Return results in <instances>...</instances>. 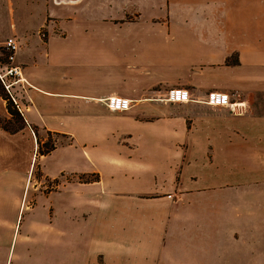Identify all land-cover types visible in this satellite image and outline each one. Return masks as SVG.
Instances as JSON below:
<instances>
[{"label":"rangeland","instance_id":"obj_1","mask_svg":"<svg viewBox=\"0 0 264 264\" xmlns=\"http://www.w3.org/2000/svg\"><path fill=\"white\" fill-rule=\"evenodd\" d=\"M54 1L0 0V74L13 66L22 73L24 65L20 60L37 57V62L30 66L55 83L62 79L65 91L86 94L91 85L100 87L108 96L128 97V107L111 110L104 100L106 96L101 99L103 104H98L102 108L90 116L86 106L97 103L88 104L81 99L77 101L78 108L73 107L76 119L70 120L74 112L51 109L52 98L34 91L30 94L24 87L25 79L15 82V75L0 79V93L18 106L23 119L12 117L0 96V101L3 100L0 147L14 150L11 162L32 172L28 198L21 205L13 204L9 192L0 194V264H65L60 263L67 261L63 247L42 251L16 245L12 256L9 242L12 224L17 225L21 216L24 220L30 213L43 215L50 210L46 208L49 201L59 211H73L72 195L101 198L106 204L97 212L108 214L150 213L161 211L163 206L170 213L183 214H214L215 209L224 214L250 212L253 217L236 221L239 225H255L254 230L244 233L241 228L228 230L220 225L211 229V233L203 227L207 235H202L195 229L201 220L186 218L182 245L188 246V240L197 239L198 245L210 253L203 257L219 264H264V157L251 153L252 147L264 141H242L231 135L220 139L219 147L213 148L214 139L189 136L196 127L204 132L203 127L209 128L210 120L214 123L223 118L214 110L204 111L203 106L207 105L208 93L218 90L198 93L184 85L187 77L196 79L202 74L199 62L206 58H201L202 44L185 33L204 25L195 20L201 19L197 17L201 13L184 12L173 5L166 7L164 0H149V4L146 0H91L79 6ZM209 18L214 20L212 16ZM185 19L192 24H186ZM9 38L16 43L14 53L5 48ZM228 58L230 62L238 61L236 54ZM228 58L225 64H229ZM172 88L187 89L188 99L172 101L168 95ZM235 97L231 98L234 104L222 106L232 114L225 120L240 119L237 114L244 112ZM72 100L68 99L69 104ZM31 102L41 110L44 122L47 120L48 125L58 129H47L45 123L29 127L23 113L31 111ZM32 115L39 120L40 115ZM196 115L200 123H196ZM51 145L55 148L48 154L38 153ZM109 188L116 193L105 191ZM12 192L20 198L23 187ZM49 192L53 193L46 196ZM38 193L45 196L38 197L36 208L29 212L27 205L33 202L32 195ZM149 195H171V198L159 203L146 199ZM117 198L133 201L118 203ZM235 230L239 231L236 238ZM130 236L123 237L127 246L152 243L147 234ZM153 242L166 250L156 249L157 259L149 257V260L173 264L175 254L169 247L176 251L178 241H169L162 234L159 241ZM90 258L101 261V256L93 253V247Z\"/></svg>","mask_w":264,"mask_h":264},{"label":"crops","instance_id":"obj_2","mask_svg":"<svg viewBox=\"0 0 264 264\" xmlns=\"http://www.w3.org/2000/svg\"><path fill=\"white\" fill-rule=\"evenodd\" d=\"M90 1L55 0L54 3L59 4L61 2L68 6H79ZM146 2L149 4L150 1L146 0ZM162 3L166 7L173 5L184 9V12L192 11L196 15L201 13L200 16H197L201 19L195 20L204 24L199 27L195 26L194 30L185 31V33L188 32V36H191V40L195 39L196 42L202 44L201 49L202 51L204 49V52H201V58H206H202L199 62V70L202 74L196 79L192 76L187 77L184 80V85H189L198 93L206 90L226 92L233 100L235 95V102L241 103L242 108H244V112L237 114V116L247 121L241 124L240 119L228 118L225 120L224 117L231 114L226 107L221 106L218 108V106L203 105L205 107L204 111L214 110V112L220 113L223 118L214 123L210 120V127H203L204 132H201L202 128L197 131L196 127V131L189 136L204 135V140L214 139L213 148L219 147L218 141L220 139L231 135L239 137L242 141H264V0H164ZM210 16L214 20L210 19ZM188 22L192 24L191 20L185 19V23ZM232 54L237 55L238 62L236 64H225L224 61ZM20 61L24 65L21 73L26 83L24 87L29 92L34 91L44 98H52L49 99L51 109L60 108L63 111L74 112L70 120L76 119L73 116L76 111L73 110V107L78 108L76 105L78 100H87L88 104L92 101L97 103L85 108V111L91 116L96 113L97 109L102 108L100 106L103 104L101 99L108 96L107 92L102 91L100 87L92 85L88 88L86 94L65 91L62 88V79H59V83H55L54 79L39 73L37 69L30 66V64L37 62V57H28L27 60ZM77 96L84 98H76ZM68 99H73L70 104ZM2 101H0V111L2 110ZM34 104L31 102L29 106L30 113H23L29 127H31V124L38 125L40 123L39 125H41L45 123L47 129H58V127L48 125L47 120L44 122L41 110ZM68 106L69 109H67ZM51 109L50 111H52ZM43 112L48 111L45 112L44 110ZM32 113L40 115L39 120L36 119L35 115L33 117ZM197 115L195 121L200 123L201 119ZM0 134H2L1 131ZM252 149L251 153L254 156L264 157V143L254 146ZM13 152L14 150L11 148L0 147V194L3 196L4 193L6 195V191L9 192L13 204L20 203L21 205L23 199L28 198L32 172L30 173L28 167L22 170L21 166L11 162L10 157ZM213 155L218 156L214 152ZM54 179L55 177H50V180ZM22 187L23 195L19 198L18 193L12 191L22 189ZM26 188L27 194L24 196ZM3 189L5 190L1 192ZM105 191L116 193L112 188ZM51 193L53 192L45 195L48 196ZM45 195L41 193L33 194V202L29 205H27V201L26 204L24 203L25 207L27 205L30 209L29 212L36 208L38 197ZM169 196L171 195H149L146 199L162 203L171 198ZM136 199L143 200L138 197ZM210 199L217 200L216 198ZM117 200H119L118 203H123V201L132 203L133 201L132 198H117ZM70 203L73 211L67 212L57 210L58 208H55L53 203L49 201L46 208L50 210L45 211L43 215L30 213L26 215L24 220L21 216L17 225L12 224L13 231H11V227L9 228L12 232V238L9 242L10 250L13 249L11 250L12 256H15L16 245H18V248L23 246L35 249L42 248V251L47 249L58 250L63 247L67 252V261H61L60 263L65 264H155L149 260V257H152L155 261L154 259H157L156 253L159 252L156 249L166 250V248L163 246L157 247L153 240L157 239L159 241L162 234H164L169 241H178L176 251L169 247L172 250L171 252L175 254L173 264H219L217 261L206 260V257H203L209 251L199 246L197 239L188 240V246L182 245V234H184L182 232L186 231V218L190 220L198 218L201 222L203 221L197 223L199 228H195L200 230L201 232L197 233L202 235H207L204 233L205 229L203 227L207 228L209 233H211V229L220 227V225L228 230L231 227L232 229L241 228L242 233L245 231L250 232L255 227L254 224L250 225L248 223L236 224V221L253 217V214L247 211L224 214L215 209L214 214L207 212L183 214L180 211L170 213L163 206L161 211H151L150 213L108 214L97 212L101 206L106 204L104 200L97 196L76 197L72 195ZM92 210L95 212H92ZM226 220H230L231 223H225ZM187 227H190L189 222ZM238 233L239 231L235 230L233 237L236 238ZM142 234H147L152 238L151 245L150 243L142 245L133 243L137 246L124 244V236L137 237ZM92 247L93 253L101 256L100 262L91 261ZM202 258L205 261L201 260Z\"/></svg>","mask_w":264,"mask_h":264},{"label":"built area","instance_id":"obj_3","mask_svg":"<svg viewBox=\"0 0 264 264\" xmlns=\"http://www.w3.org/2000/svg\"><path fill=\"white\" fill-rule=\"evenodd\" d=\"M5 48L14 53L16 49V43L12 38L7 39L5 42ZM8 58L11 60L13 56L10 55ZM11 75L17 76V78H15V82L22 80L20 68L16 66L7 68L4 74H0V79H2L3 76ZM9 86L10 85H5V88H8ZM168 95L172 101L176 102L186 101L189 97L188 90L183 88H172L169 90ZM104 100L106 101L107 107L111 110H123L128 107V99L124 97L111 95L106 97ZM206 104L210 106H227L234 103H232L231 97L228 93L211 91L207 95Z\"/></svg>","mask_w":264,"mask_h":264},{"label":"trees","instance_id":"obj_4","mask_svg":"<svg viewBox=\"0 0 264 264\" xmlns=\"http://www.w3.org/2000/svg\"><path fill=\"white\" fill-rule=\"evenodd\" d=\"M230 59H231V58H228V60H227V62H228L229 64H235L236 62H238L236 59H234L233 62H230V61H229ZM0 96H1V98H2L3 100L6 101L5 108H6L7 112H8L12 117H16V118H18V120L23 121L22 116H21V113H19V110H18L16 104H15V103L13 104V102L11 101V99H10L6 94L0 93ZM15 106H16V107H15ZM2 129H4L5 131H8V132L10 131V130L7 129L6 126H2ZM54 148H55V147H54L53 145H51L50 147L45 148L44 150H40V151H38V153H39L40 155H45V154H48L50 151H52Z\"/></svg>","mask_w":264,"mask_h":264}]
</instances>
